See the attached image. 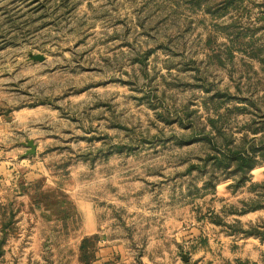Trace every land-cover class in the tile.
Instances as JSON below:
<instances>
[{"label": "rangeland", "instance_id": "rangeland-1", "mask_svg": "<svg viewBox=\"0 0 264 264\" xmlns=\"http://www.w3.org/2000/svg\"><path fill=\"white\" fill-rule=\"evenodd\" d=\"M263 130L264 0H0V264H264V157L191 170Z\"/></svg>", "mask_w": 264, "mask_h": 264}, {"label": "trees", "instance_id": "trees-1", "mask_svg": "<svg viewBox=\"0 0 264 264\" xmlns=\"http://www.w3.org/2000/svg\"><path fill=\"white\" fill-rule=\"evenodd\" d=\"M217 119V118H216ZM215 118L211 120L212 125H215ZM264 131V130H263ZM221 134V129L219 130ZM223 132V131H222ZM262 132L261 128H255L254 133ZM212 141L214 145V154H207L200 163L192 166L202 171L201 173L208 176V184L215 185L216 172L226 171L228 175H239L236 180V185H240L250 179V172L259 164V158L264 157V139L260 145L253 144L250 149L238 147L233 139H225L219 144V141ZM246 234L255 235L264 240V222L253 225L249 229H245Z\"/></svg>", "mask_w": 264, "mask_h": 264}, {"label": "water", "instance_id": "water-1", "mask_svg": "<svg viewBox=\"0 0 264 264\" xmlns=\"http://www.w3.org/2000/svg\"><path fill=\"white\" fill-rule=\"evenodd\" d=\"M30 57L35 60L43 61L45 59V56L42 53H29ZM29 149L27 150V154H34L37 151V144L33 139H30L28 141ZM184 258L187 259L186 254L184 255Z\"/></svg>", "mask_w": 264, "mask_h": 264}, {"label": "crops", "instance_id": "crops-1", "mask_svg": "<svg viewBox=\"0 0 264 264\" xmlns=\"http://www.w3.org/2000/svg\"><path fill=\"white\" fill-rule=\"evenodd\" d=\"M116 250L115 245L114 246H103L100 248V255L101 256H109L110 254H114ZM118 253V251L116 252Z\"/></svg>", "mask_w": 264, "mask_h": 264}]
</instances>
